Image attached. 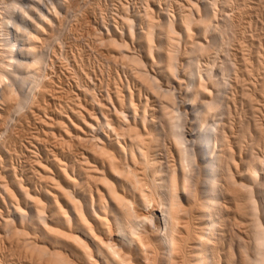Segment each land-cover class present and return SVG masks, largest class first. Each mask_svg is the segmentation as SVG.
Wrapping results in <instances>:
<instances>
[{
  "label": "bare ground",
  "instance_id": "6f19581e",
  "mask_svg": "<svg viewBox=\"0 0 264 264\" xmlns=\"http://www.w3.org/2000/svg\"><path fill=\"white\" fill-rule=\"evenodd\" d=\"M161 1L130 16L122 0H0V163L11 150L2 136L28 111H46L54 143L53 155L34 146L40 186L17 172L0 179V264L14 243L25 254L14 264H264V0H165V12ZM104 3L122 7L120 21L103 17L93 41L149 96L124 84L102 101L91 72L67 66L61 49L79 51L83 32L54 22L72 5L101 14ZM58 66L76 81L66 105L48 73ZM46 93L59 115H48ZM80 147L74 161L63 151Z\"/></svg>",
  "mask_w": 264,
  "mask_h": 264
},
{
  "label": "rangeland",
  "instance_id": "374dc122",
  "mask_svg": "<svg viewBox=\"0 0 264 264\" xmlns=\"http://www.w3.org/2000/svg\"><path fill=\"white\" fill-rule=\"evenodd\" d=\"M125 1V3L124 4H128V2H129V4H128V7H130L129 8V10H130V13H129V15L131 16L132 14H134L135 16H137L138 14H140L141 12H142V0H122V2H124ZM140 1V2H139ZM161 4H159V5H161V7L159 6V9L162 11H166L167 9L169 10L170 9V3L167 1H165V0H162L161 2H160ZM105 5H101L100 7H102V8H100V11H102L101 12V14H99V11L98 12H94L95 14H93L92 12V16H91V13H86V12H89V8H87V10H85L84 11V9H86L85 7H83L82 6V4L81 5H72V11L71 10H69L70 12V14H71V12H72V14L71 15H69V17L66 15V13H65V10H66V12L68 11L67 9L68 8H70V7H67V8H65V9H63V11L61 12L62 13V15L60 14L59 16H62V17H58V19H57V21H55L54 23L55 24H57L56 26H59L58 25V23H59V21H61L60 23H61V26H65V29L64 30H68V28L69 29H71V27H72V29L73 28H76V25H77V27H79L80 28V30H79V32L81 31V32H85V34L83 35V33H81V35H79V39L81 38V36L83 37L80 41H82V42H79V44H76V43H78V42H76L75 40H72L73 41V44L75 43V45H78V50L79 51H77V49L75 48V46H71V42H69L68 43V45L66 46V47H64V50H63V48L61 49V48H59L58 46H55V49H56V51H57V53H58V56L59 55H61V53H62V51L65 53V51H66V53L65 54H68L69 55V62H66V63H68V65L67 66H69L68 68L69 69H74V68H77V66L80 64H83V66L85 67V70L86 71H88L89 73H90V76L91 77H93V78H90V79H87L86 81L89 83V85L91 86V88L93 89V87H95L94 88V90H95V92L98 94V96H97V98L98 99H100V100H102L103 101V98H105L104 96H105V94H104V92H106L105 90L106 89H108V90H110V91H113V90H115L116 89V87L118 86L119 88H122V86H124V84H125V86H127L126 88H131V89H133L134 90V92H138V91H140L139 92V94L141 95V97H145L146 96V94L147 93H145L144 91V89H142L143 87L141 86V84L139 85V82L137 83V81H135V79L134 78H132L131 76H130V74H129V72L126 70L125 71V69H123L120 65H119V62L120 61H118V64H117V61H115L116 62V64L117 65H119V66H116V64H113V61H111L112 59H114V58H112L113 57V55H115V54H112L110 51H106V50H108L107 48H101L100 47V45H98V44H95V42L94 41H96V40H94L93 38H95L94 36H96V32L94 33V30L95 31H97V34H98V28H100V30H102V28L100 27L101 25V19L103 20V17H104V21L106 22V23H108V20L109 21H111V22H109L108 24H114L116 21H120L119 20V18H120V16H119V18L117 17V15H120L122 12H120V11H122V7L119 5H113L112 6V4L111 3H108V4H106V3H104ZM111 4V5H110ZM107 5H110V6H107ZM75 6H76V8L77 7H79V9H82V11H84L85 13H83V14H86V16L84 17V18H88V19H91L90 20V22L91 23H89V25H87V26H83V27H81V26H79V24H77V22H75L74 21V18L73 17H75L73 14H75V11L74 10H79L78 8L77 9H75ZM80 6H81V8H80ZM164 7H165V9L166 10H164ZM70 8V9H71ZM84 8V9H83ZM117 8V9H116ZM120 9V10H119ZM167 10V11H168ZM103 13V14H102ZM137 13V14H136ZM103 15L102 16V18H100L101 16H99V15ZM91 16V17H90ZM135 16H133V17H135ZM66 17V18H65ZM67 17H68V19H67ZM99 17V18H98ZM63 18V19H62ZM111 18H112V20H111ZM116 20H114V19ZM61 19V20H60ZM62 20H64V21H66V22H64L63 21V23H62ZM69 20H71V22L69 21ZM85 20V19H84ZM107 20V21H106ZM75 23H73V22ZM81 21V20H80ZM114 23H113V22ZM57 22V23H56ZM99 22V24H97V23ZM59 23V24H60ZM94 23V24H93ZM90 24H91V26H90ZM68 25H69V27H68ZM72 25H75V26H72ZM93 25H94V28L95 27H97V28H93ZM256 24H253V26H252V28L253 27H255V28H253V29H251L252 30V32H255V31H257L256 29H258L259 28V30H260V28H261V25L258 23L257 25L258 26H260V27H256L255 26ZM61 26H59V27H61ZM90 26V27H89ZM87 27V28H86ZM58 28V27H57ZM62 28V27H61ZM64 28V27H63ZM83 28V29H82ZM89 28H91V30L89 29ZM88 29H89V31H91V32H88ZM94 29V30H93ZM97 29V30H96ZM84 30V31H83ZM99 30V31H100ZM259 30H258V32H259ZM86 33H90L89 34V36L86 34ZM93 34H95L94 36H93ZM86 35H87V37L90 39H88L87 40V37H86ZM84 37H86V40H85V38ZM91 37H92V40H91ZM94 40V41H93ZM83 41H85V42H83ZM87 41V42H86ZM90 42H91V44H90ZM92 42H94L93 44H92ZM83 44V43H86V44H89V46H90V48L91 49H93L94 47H96L95 49H93V50H91V49H88V47H86V46H82L81 44ZM97 43V42H96ZM44 43H42V45H40L41 46V48H42V46H45V45H43ZM86 44H83V45H86ZM80 45V46H79ZM95 45H98V47L97 46H95ZM69 46V47H68ZM82 46V47H81ZM102 47H104V46H102ZM72 48H74V49H72ZM87 48V49H86ZM97 48H100L101 49V51H102V53L101 52H97L96 50H98ZM60 49L62 50V51H60ZM72 49V51H70ZM81 49H82V51H81ZM83 49H86V50H84V55H83ZM100 49L98 50V51H100ZM106 49V50H105ZM137 50L138 49V47L137 48H134V50ZM91 50V51H90ZM104 50V51H103ZM183 50H184V47H183ZM70 51V52H69ZM76 51V52H75ZM81 51V52H80ZM77 52H80V53H77ZM110 54H108V53ZM64 53H62V54H64ZM73 53V54H72ZM97 53H99V56H98V54ZM82 54V55H81ZM112 54V55H111ZM74 55H76V56H74ZM101 55H104V56H101ZM71 56H72V58H71ZM83 56H84V58H83ZM112 56V57H111ZM116 56V55H115ZM114 56V57H115ZM80 57V58H79ZM81 57H82V59H81ZM101 57V58H100ZM103 57L104 58H106L107 59V57L108 58H112L111 60L110 59H108L107 61L108 62H106V60L104 59L103 60ZM81 59V60H80ZM115 59H116V57H115ZM71 60V61H70ZM83 60V61H82ZM111 61V62H110ZM84 62H85V64H84ZM78 65H77V64ZM109 63V64H108ZM112 64V65H111ZM88 65V66H87ZM122 65V64H121ZM116 66V67H115ZM87 67V68H86ZM119 67V68H118ZM103 68V69H102ZM111 68V69H110ZM88 69V70H87ZM94 69V70H93ZM114 69V70H113ZM92 70V71H91ZM107 70V71H106ZM54 71L56 72H54L53 73V70H51V71H49L48 73H49V77H50V79H52V77L51 76H53V80L54 81H56V85H57V89H59V91L57 92L58 94L57 95H60V99H63V101H62V105L63 104H68L67 102V99H66V97H68L69 95H70V93H72V92H70V91H73V93L71 94V96L73 95H75V93L77 92V86H76V81H75V79L67 72V71H69V70H66V69H64L63 67H57V70L56 69H54ZM94 71H95V75H93L94 74ZM106 72V73H105ZM127 72V73H126ZM53 73V74H52ZM103 73V74H102ZM115 73V74H114ZM113 74V75H112ZM70 75V76H69ZM67 76V77H66ZM97 78H96V77ZM70 77H72V78H70ZM119 79H118V78ZM67 78V79H66ZM74 79V80H73ZM92 79V80H91ZM121 79V80H120ZM59 80V81H58ZM88 80H90V81H88ZM114 80V81H113ZM128 82H127V81ZM132 80V81H131ZM120 81H122V82H120ZM101 82V83H100ZM58 83V84H57ZM121 83H122V85H121ZM95 85V86H94ZM111 85V86H110ZM120 85H121V87H120ZM139 85V86H138ZM93 86V87H92ZM104 86V87H103ZM109 86V87H108ZM114 86H116V87H114ZM96 87H97V89H96ZM140 88V87H142L141 89H138V88ZM76 88V90H74ZM65 89V90H64ZM67 89V90H66ZM112 89V90H111ZM136 89H138V91H136ZM103 90V91H102ZM107 90V91H108ZM141 90H144V91H141ZM62 92L63 93H65V94H62ZM70 92V93H69ZM75 92V93H74ZM142 93H143V95H142ZM67 94H68V96H67ZM97 94H95V95H97ZM144 94H145V96H144ZM62 95V96H61ZM148 95V94H147ZM47 96H48V98H47ZM64 96V97H63ZM66 96V97H65ZM149 96V95H148ZM62 97V98H61ZM100 97V98H99ZM88 98V97H87ZM45 99L46 100H43V105H44V108H46V110L48 111V115L50 114L51 116H53L54 117V115L55 116H57V115H59V109H60V102H52V99H51V97L49 96V93H46L45 94ZM150 99V101L152 102V100L154 99V100H156L155 98H153V97H150L149 98ZM152 99V100H151ZM83 100L86 102V100H87V102H86V104H88L89 106H91L90 108H94V106L95 105H93L92 103H91V100L88 98V99H85V97L83 96ZM153 100V101H154ZM48 101V102H47ZM49 101H50V103H49ZM149 101V102H150ZM47 102V103H46ZM64 102H66V103H64ZM49 103V104H48ZM56 104V106L58 107L59 106V108H57L56 106H55V104ZM59 103V104H58ZM156 103V101H154L153 103H150V105L152 104V106H151V108L152 107H154L153 105ZM48 104V105H47ZM50 104H52V105H50ZM157 104V103H156ZM155 104V105H156ZM47 105V106H46ZM54 105V106H53ZM49 106V107H48ZM53 106L54 108H52V109H54L53 111H52V109H51V107ZM96 107V106H95ZM47 108H49V109H47ZM97 108V107H96ZM51 109V110H50ZM50 110V111H49ZM57 110V111H56ZM26 111V110H25ZM28 111V110H27ZM52 111V112H51ZM54 112V113H53ZM28 113V115L27 116H29L28 117V119H26V118H23L22 120L23 121H14L15 123H16V125H14L15 123L12 121V125H13V130H12V132H10L9 133V136L7 135L6 137L4 136H2V139H5V138H7V139H5V140H3L5 143H6V146L8 147V149H11V150H9V152H10V155L7 157V159H8V162H6L7 161V159L5 160V162H4V164L3 163H0L1 165H0V179H2V177L4 178L3 180H7V182L9 181L10 182V177H9V172H7V171H10L11 173H15V172H17L16 174H18L17 175V177H18V179L19 180H21V179H23V181H26L27 183H28V181H29V183L30 182H32L31 184H33L35 187H38L37 185H41V181L39 182V180H40V176L38 175L39 173L38 172H36L38 169H37V165H35V163H36V161H35V158L34 157H36L37 156V154L35 153H33L34 151L36 152L37 151V149L39 148H45L46 150H49L50 151V154L51 155H53L52 154V151H51V149L53 150V148H52V144H54V143H51V142H53V140H52V138L50 139V138H47L46 136L44 137V135H45V127H44V125L41 123V121H40V118H41V116H42V118H45V116L44 115H46V111H42V113L40 114V116H39V118L38 117H33L32 116V113L30 112V111H28L27 112ZM44 113V114H43ZM52 113V114H51ZM63 113V112H62ZM47 115V116H48ZM49 115V116H50ZM238 115H239V113H238ZM238 115H236V119H235V123H236V125L239 123V116ZM238 116V117H237ZM38 118V119H37ZM28 120V121H27ZM34 120V121H33ZM237 121H238V123H237ZM19 122V123H18ZM24 122H25V124H24ZM38 122H40V123H38ZM18 123V124H17ZM22 123V124H21ZM27 124V125H26ZM32 124V125H31ZM40 124V125H39ZM43 125V126H42ZM16 126V127H15ZM17 126H19V127H17ZM21 126H23V127H21ZM25 126H26V128H25ZM36 126V127H35ZM15 127V128H14ZM23 128V129H22ZM16 129H17V131H16ZM24 129H25V131H24ZM42 129H44L43 131H42ZM15 130V131H14ZM21 130V131H20ZM2 131V129L0 128V132ZM23 131V132H22ZM31 131V132H30ZM17 132V133H16ZM43 132V133H42ZM15 133V134H14ZM11 135V136H10ZM33 136V137H32ZM36 136V137H35ZM38 137V138H37ZM10 138V139H9ZM33 138V139H32ZM37 140H36V139ZM42 140H41V139ZM47 138V139H46ZM14 139V140H13ZM34 139H35V141H34ZM38 139H40L39 141H38ZM50 139V140H49ZM7 140V141H6ZM10 140V141H9ZM12 140V141H11ZM43 140H45V142L43 141ZM28 141V142H27ZM37 141H38V143L39 144H37ZM40 141H41V143H40ZM46 141H47V143L49 144H47L46 143ZM51 141V142H50ZM44 142V143H43ZM13 143V144H12ZM43 143V144H42ZM45 144H47V145H45ZM24 145V146H23ZM42 147H41V146ZM52 145V146H51ZM11 146H12V148H11ZM15 146V147H14ZM37 148H35V147ZM44 146H46V147H44ZM82 147H80V148H77L76 150H74V152H68V149L66 148L65 150H63L64 151V153L66 154V157L67 158H70L72 161H74V160H76V158H77V156H78V158H79V153L82 151ZM15 152H17V150H18V152L17 153H15ZM75 151H77V152H75ZM15 154H14V153ZM31 152V153H30ZM23 153V154H22ZM73 153V154H72ZM44 153L42 152L41 153V157L40 156H38L40 159H44V158H46V156H44L43 155ZM69 154H72V155H70L69 156ZM75 154V155H74ZM36 155V156H35ZM69 157H68V156ZM74 155V156H73ZM34 156V157H33ZM44 156V157H43ZM30 157V158H29ZM43 157V158H42ZM50 158L49 159H52V157L51 156H49ZM74 157V158H73ZM10 158V159H9ZM28 158H29V160H28ZM77 158V159H78ZM33 159V160H32ZM69 159V160H70ZM45 160V159H44ZM44 160H43V162H44ZM70 160V161H71ZM46 161H49V160H47V158H46V160H45V162ZM35 162V163H34ZM9 164L10 166L9 167H7V168H11V169H5L6 168V166H8V165H5V164ZM32 165V166H31ZM34 165V166H33ZM4 168V169H3ZM36 168V169H35ZM30 169V170H29ZM23 170V171H22ZM25 170V171H24ZM30 171V172H29ZM36 172V173H35ZM23 173V174H22ZM26 173V174H25ZM34 173V174H33ZM38 173V174H37ZM8 174V175H7ZM36 175V176H35ZM22 176V177H21ZM30 176H32L31 178H30ZM39 176V177H38ZM6 177V178H5ZM26 178H28V179H26ZM39 178V179H38ZM30 179H32V180H30ZM3 180H0V185H1V183L3 182ZM4 182H6V181H4ZM8 182V183H9ZM26 182H24V183H26ZM26 183V184H27ZM39 185V186H40ZM1 191V190H0ZM5 206V205H4ZM6 207H8V208H6ZM2 209H3V213H2V215L3 214H5V215H3L4 217H6V216H8L10 213H12V207L10 206V204H9V202L7 201V206H5V207H3L2 206ZM11 210V211H8V210ZM7 211H8V215H6L7 214ZM1 220V219H0ZM0 223H1V221H0ZM3 231L1 230V224H0V235H3V233H2ZM2 233V234H1ZM3 240V239H2ZM4 241V243L3 244H5V245H8L7 244V242L5 241V239L3 240ZM9 246V249L8 250H6V251H4L3 252V254H1L2 256H3V261H6L7 259H8V262L6 261V263L5 264H8L9 263V261H10V263H11V258L12 257H14L13 259H14V262H17V258H19V259H21V257H22V259L24 258L25 259V254L24 253H20L21 251H20V249L17 247V246H15V243H14V245L13 246H11V244H9L8 245ZM7 246V247H8ZM17 247V248H16ZM15 250V251H14ZM19 250V251H18ZM12 251H13V253L15 252V254H12ZM11 255H10V254ZM18 253V254H17ZM16 257H15V256ZM22 255V256H21ZM8 256V257H7ZM12 256V257H11ZM20 256V257H19ZM11 257V258H10ZM16 258V259H15ZM11 264H14V263H11ZM16 264H18V263H16Z\"/></svg>",
  "mask_w": 264,
  "mask_h": 264
}]
</instances>
